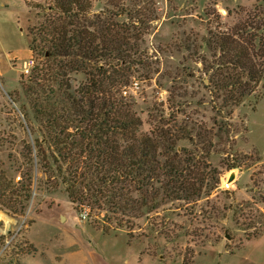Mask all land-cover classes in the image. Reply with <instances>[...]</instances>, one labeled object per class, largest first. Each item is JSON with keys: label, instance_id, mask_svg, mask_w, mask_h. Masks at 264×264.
<instances>
[{"label": "rangeland", "instance_id": "rangeland-1", "mask_svg": "<svg viewBox=\"0 0 264 264\" xmlns=\"http://www.w3.org/2000/svg\"><path fill=\"white\" fill-rule=\"evenodd\" d=\"M51 2L0 0V169L18 182L16 188L25 172L31 176L24 212L0 207L8 219L0 218V264H264V79L240 105L225 106L207 85L201 62L211 56L203 40L209 28L231 29L256 5L264 12V0L152 1L158 18L141 48L152 74L142 80L133 71L129 101L143 132L157 127L167 135L157 157L159 180L203 184L197 197L162 192L150 200L153 208L131 212L103 202L106 194L94 203L92 196L71 201L52 158L37 156L34 140L49 150L50 139L36 106L49 105L58 76L41 49L30 45L55 15ZM121 2L124 13H116L113 0H93L92 12L128 21L133 3ZM31 56L37 63L25 75ZM74 68L65 79L78 89L88 75ZM165 168L174 169L172 177ZM233 169L237 176L228 187Z\"/></svg>", "mask_w": 264, "mask_h": 264}, {"label": "trees", "instance_id": "trees-1", "mask_svg": "<svg viewBox=\"0 0 264 264\" xmlns=\"http://www.w3.org/2000/svg\"><path fill=\"white\" fill-rule=\"evenodd\" d=\"M131 1L129 20L119 23L93 13V0H52L49 8L55 15L50 14L46 28L33 36L30 45L32 51L41 49L52 63L51 74L58 76L56 90L50 89L49 105L36 106L50 139L49 150L40 138L34 140L37 156L44 161L52 158L71 201L92 196L94 203L106 194L103 202L110 199L116 209L129 212L134 207L153 208L157 204L150 200L162 192L169 198L197 197L196 190L203 184L202 180L196 183V178L188 185L184 180L179 184L159 180L163 173L157 157L163 153L161 141L167 135L157 127L150 133L140 129L142 121L129 101L128 90L134 70L142 80L152 74L148 54L141 48L143 34L158 16L153 0ZM112 5L118 8L117 14L124 13L121 0H113ZM203 40L211 52L210 57L201 58L207 85L225 106L240 105L264 79L262 7L247 11L245 20L231 29L209 28ZM76 64L88 75L87 83L78 89L65 79ZM154 134H160L159 138ZM173 171L165 168L164 175L172 177ZM22 179L16 188L18 182L0 169V207L24 212L31 176L25 172ZM152 179L160 185L155 186ZM134 191L141 198H135Z\"/></svg>", "mask_w": 264, "mask_h": 264}, {"label": "built area", "instance_id": "built-area-1", "mask_svg": "<svg viewBox=\"0 0 264 264\" xmlns=\"http://www.w3.org/2000/svg\"><path fill=\"white\" fill-rule=\"evenodd\" d=\"M36 59L31 56L27 61L24 62V69H23V73L25 75L31 73L32 69L36 66ZM228 187H230V183H226ZM88 210H86V213H84V216H82L83 218H87L88 216Z\"/></svg>", "mask_w": 264, "mask_h": 264}, {"label": "water", "instance_id": "water-1", "mask_svg": "<svg viewBox=\"0 0 264 264\" xmlns=\"http://www.w3.org/2000/svg\"><path fill=\"white\" fill-rule=\"evenodd\" d=\"M237 172H238L237 169H233V170L231 171L230 176H229V178H228V183H232V182L236 179Z\"/></svg>", "mask_w": 264, "mask_h": 264}, {"label": "bare ground", "instance_id": "bare-ground-1", "mask_svg": "<svg viewBox=\"0 0 264 264\" xmlns=\"http://www.w3.org/2000/svg\"><path fill=\"white\" fill-rule=\"evenodd\" d=\"M4 217L6 220H8L7 217L3 213L0 212V218H4Z\"/></svg>", "mask_w": 264, "mask_h": 264}]
</instances>
